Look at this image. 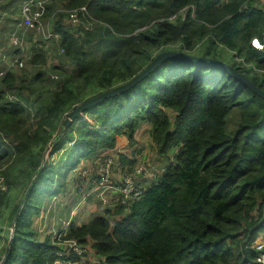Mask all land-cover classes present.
<instances>
[{
    "label": "trees",
    "instance_id": "1",
    "mask_svg": "<svg viewBox=\"0 0 264 264\" xmlns=\"http://www.w3.org/2000/svg\"><path fill=\"white\" fill-rule=\"evenodd\" d=\"M21 1L0 0V168L13 191L9 198L0 190V213L9 206L13 216L0 264L254 263L252 241L264 229V99L256 92L218 66L167 57L126 90L84 108L64 130L61 121L72 105L129 79L158 48L218 58L264 93V50L250 44L264 31V0H47L43 17L55 35L30 29L13 44L8 32ZM58 4L84 5L88 19L78 21L91 26L53 12ZM35 41L26 58V44ZM51 46L55 62L44 60ZM225 51H232L227 59ZM24 63L32 70L17 72ZM142 123L159 157L172 152L160 172L141 179L137 196L57 230L80 253L40 236L33 221L41 203L65 190L78 161L113 148L119 134L131 145ZM116 159L123 172L135 162L122 153ZM91 179L96 185L99 177ZM100 189L90 195L100 199ZM20 192L21 205L14 201Z\"/></svg>",
    "mask_w": 264,
    "mask_h": 264
},
{
    "label": "rangeland",
    "instance_id": "2",
    "mask_svg": "<svg viewBox=\"0 0 264 264\" xmlns=\"http://www.w3.org/2000/svg\"><path fill=\"white\" fill-rule=\"evenodd\" d=\"M63 2L64 0L57 1V3L59 4H62ZM59 4L56 6L53 12H56L57 10L63 11L64 9H66ZM183 12L184 10L181 11V13ZM84 17L88 19L87 15H85ZM78 22L85 27H89L92 24L91 20H79ZM71 23H74V25L77 24V22ZM35 38L36 37L32 35V41H34ZM32 46L39 47V44L37 43V41L32 43L29 42V44H26V58L29 57L31 51L30 49ZM160 50L161 48H158L155 53ZM189 51L190 50H186L184 52L190 53ZM56 52L59 51H57L56 49ZM231 52L225 51V53H223L222 55L227 59L229 58ZM54 53V47L51 46L50 52L47 53V56L44 57V60H46L47 62H55ZM234 59L236 62L237 60H241V58L238 57H234ZM63 65L68 66V61H66V63H63ZM26 67H28V65L24 63L21 68L17 69V72H21L23 70L26 72ZM37 67L40 68V66ZM28 70L32 69L28 67ZM253 70H255V68ZM24 80V83L21 84L25 87L26 79ZM133 140L134 142L129 145L126 136H124L123 134H119L113 148L98 150L97 153L92 156V158H82L78 161L77 165L74 166V169H72L65 178V181L67 180L64 187L65 190L60 192V194H58L55 198H45L41 203L39 207V213L33 221V227L40 236H43L44 234H51L52 237L54 236L53 238H56L55 236L57 234L56 232H58L57 230L64 231L68 220L82 222L90 218L92 210L96 209L97 211H100L103 207L113 206V204L116 203L117 200H120L124 197L122 192L118 188L120 186V183L122 182L123 173L128 174L132 177V179L138 181V184H141L143 182L141 181V179L144 178V180L148 181L149 179L154 178L160 172L162 165L171 157V150L167 152L166 155H162L161 157H159L156 154L154 148L149 145V134L146 124L143 123L140 124L133 133ZM15 143L16 142H11L12 154L16 151V148L14 146ZM45 148L46 146L42 149L41 152L40 165H42L43 161L47 158L50 146L48 145L47 148ZM135 148L138 149V152L134 150ZM116 153L126 154L128 158H135L134 164L129 167L128 171L123 172L121 170V168L117 164ZM52 157L55 158V155H53ZM1 170L2 168H0V190H2V192H6L8 197L10 198L13 191L7 189L5 177L2 174ZM104 174L107 175V182L112 187L104 185L99 191V199V197L95 194L90 195L92 189L95 188V185L92 184L95 178L91 179V177L96 176L99 177L100 180V178L104 176ZM89 179H91L92 182L90 184ZM119 192L120 195L118 194ZM22 193H18L17 197L14 198V201L19 205H21ZM3 209V214L0 213V256L3 254V248H5V246L7 245V237L11 232L10 225L13 218L12 216V218L9 220V206L4 207ZM2 215L4 216L3 221ZM263 233V231H259L260 235ZM4 236L5 238H3ZM262 242L264 244V238L262 239ZM56 245L63 247L62 245H64V243L60 242ZM86 258L90 260L95 258V256L87 253Z\"/></svg>",
    "mask_w": 264,
    "mask_h": 264
},
{
    "label": "built area",
    "instance_id": "3",
    "mask_svg": "<svg viewBox=\"0 0 264 264\" xmlns=\"http://www.w3.org/2000/svg\"><path fill=\"white\" fill-rule=\"evenodd\" d=\"M47 0H22L19 3V21L17 24L10 29L8 32L9 39L13 44H21L23 41L24 33L27 30L32 29L35 33L40 34L43 38H49L50 36L55 35V33L50 29V17H43V13L45 10V3ZM66 12V17L70 22H77L80 16L87 15V10L84 5L74 6L71 8L64 9ZM250 44L260 50H264V31L261 33L260 39L253 37L250 40ZM13 64H17L20 66L22 64V60L15 57L11 60ZM2 71L0 70V73ZM138 171V170H136ZM123 179L120 183V186L118 187L119 190L123 194V198L120 199L121 202L127 200L130 197L137 196L139 194V184L135 183V180L132 179L131 176L128 174H122ZM108 177L106 174L98 180L97 184L95 185V189L97 187L102 188L104 185H108L107 182ZM112 187V186H111ZM118 191V190H117ZM131 192V193H130ZM120 193V192H119ZM130 193V194H129ZM100 195V194H99ZM264 232L263 230H260ZM56 240L57 243L63 242L64 245H66V253L74 251L76 253H80L83 248L79 247L76 242L73 239H59V235L56 234ZM264 238L263 234H257L255 239H253V245L256 251L258 252L254 263H248V264H263L264 263V244L262 242V239ZM61 253V252H60ZM57 252V254H60ZM56 264H72L70 263L69 259H56L54 260Z\"/></svg>",
    "mask_w": 264,
    "mask_h": 264
},
{
    "label": "water",
    "instance_id": "4",
    "mask_svg": "<svg viewBox=\"0 0 264 264\" xmlns=\"http://www.w3.org/2000/svg\"><path fill=\"white\" fill-rule=\"evenodd\" d=\"M167 57L185 58V59L190 60V61L195 62V63L212 64V65L218 66V67L222 68L223 70H225L227 74H229L233 78H235V79L239 80L240 82H242L243 84H245L249 89L253 90L261 98L264 99L263 91L258 86H256L249 78H247L245 75H243L241 72L235 71L234 68L230 64H228V63H226V62H224L218 58H215V57L200 56V55H194L191 53H187L184 51L165 49V50H161V51L156 52L152 56V58L149 60V62L142 69H140L138 72H136L134 75H132L129 79H127L123 82L117 83V84H115V85H113L107 89L101 90L100 92L85 98L81 102L72 105V107L68 110V112L65 114V116L63 117V119L61 121L62 130H64L66 128V126L69 124V122L71 120H73L75 117H77L79 115V113L84 108L89 107V106L101 101L105 97L113 96L117 93H120V92L126 90L131 85H133L135 82H137L142 77H144L146 74H148L163 58H167ZM57 137H58V134L55 136V138H57ZM48 145L50 146V144H47L46 148ZM30 183H29V185H30ZM29 185H28V187H29ZM26 190H27V188H26ZM26 190L24 193H26ZM8 242H9V239H8ZM6 250H7V245L5 247L4 254H5Z\"/></svg>",
    "mask_w": 264,
    "mask_h": 264
},
{
    "label": "crops",
    "instance_id": "5",
    "mask_svg": "<svg viewBox=\"0 0 264 264\" xmlns=\"http://www.w3.org/2000/svg\"><path fill=\"white\" fill-rule=\"evenodd\" d=\"M13 12H17V11L15 10V11H13ZM4 13H5V11H4ZM13 15H15V14H13ZM15 16H17V15H15Z\"/></svg>",
    "mask_w": 264,
    "mask_h": 264
}]
</instances>
